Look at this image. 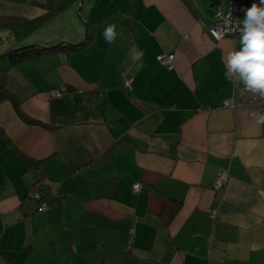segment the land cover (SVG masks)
<instances>
[{
  "label": "crops",
  "instance_id": "crops-1",
  "mask_svg": "<svg viewBox=\"0 0 264 264\" xmlns=\"http://www.w3.org/2000/svg\"><path fill=\"white\" fill-rule=\"evenodd\" d=\"M254 1L235 0L237 21ZM229 6L0 0V21L11 23L0 28V88L41 123L0 102V264H264V125L252 117L264 106L223 107L233 95L224 57L241 45L209 33ZM89 30L93 40L71 53L7 57L78 45ZM160 54L174 55L173 70ZM222 171L228 182L217 193ZM36 190L48 210L29 197ZM169 201L182 207L167 225Z\"/></svg>",
  "mask_w": 264,
  "mask_h": 264
},
{
  "label": "clouds",
  "instance_id": "clouds-1",
  "mask_svg": "<svg viewBox=\"0 0 264 264\" xmlns=\"http://www.w3.org/2000/svg\"><path fill=\"white\" fill-rule=\"evenodd\" d=\"M245 17L237 21L234 31H238V51L230 50L224 57L226 68L225 78L232 84H241L243 94H251L259 101H264V0L259 5L253 4L251 8L244 9ZM226 23H231L229 14ZM116 25L110 24L104 30L105 41L109 44L115 42ZM217 35V33H213ZM219 38V36H218ZM136 60L142 59L143 52L133 46ZM142 67L138 65V68ZM257 125H264V113H252Z\"/></svg>",
  "mask_w": 264,
  "mask_h": 264
},
{
  "label": "built area",
  "instance_id": "built-area-1",
  "mask_svg": "<svg viewBox=\"0 0 264 264\" xmlns=\"http://www.w3.org/2000/svg\"><path fill=\"white\" fill-rule=\"evenodd\" d=\"M259 4V1H254L253 4ZM229 10L226 14L222 15V13L217 14L216 21L209 27V33L212 37H214L217 40H221L227 36H233L239 41V33L238 31H234L233 29L236 28L237 24V18H236V12L237 7L235 5V0H229ZM229 14H231V23H226V20L229 18ZM213 33H217V35H214ZM157 61L165 66L169 70L174 69V55L173 54H160L157 56ZM127 87L130 88V83H126ZM241 84H233V95L229 99L225 100L223 103V107L227 109L234 110L236 108L240 107H247V106H264V101H259L257 98L253 97L251 94H243L241 92L242 89ZM67 92V88L65 86L59 87L57 89H54L52 91V95L55 98L62 97ZM228 182V175L225 171H222L220 175L217 177L213 189L220 193L224 190ZM142 190L141 183H135L133 186V192L135 194L139 193ZM29 197L33 200H36L40 204V210L46 211L49 208V205L47 202L42 201L41 193L36 190L33 192H30ZM133 247L132 243V236L129 238V240L126 243V250L130 251Z\"/></svg>",
  "mask_w": 264,
  "mask_h": 264
},
{
  "label": "trees",
  "instance_id": "trees-1",
  "mask_svg": "<svg viewBox=\"0 0 264 264\" xmlns=\"http://www.w3.org/2000/svg\"><path fill=\"white\" fill-rule=\"evenodd\" d=\"M14 25H17V22H13ZM11 23L9 22H5L3 25V22L0 21V28H2L3 26H7L10 25ZM94 34L92 33L91 30H89L87 32V36L85 39L84 43L78 44V45H70V44H59L56 46H49V47H40V46H32V47H28V48H24V49H16V50H11L10 52H8L7 57L9 58V60L12 63H17L38 55H42V54H55V53H59L61 51H64L66 53H71L74 52L76 50H79L83 47H85L86 45H88V43H90L93 40ZM8 99L10 100L15 108V111L17 112L18 116L27 124H38L41 125L40 122L29 118L28 116H26L22 110H21V104L19 103V101L14 97L13 94H11L10 92H8L7 90H5L4 86H2L0 88V102ZM0 137H5V134L3 132V130L0 128ZM20 157L25 161L26 164L30 165V164H34V160L26 157L25 155L19 154ZM36 165H38V163H36ZM41 193L42 196V201H44V194L43 191H39ZM182 207V203L179 201H169L167 202V204L165 205V207L163 208L162 212H161V217L163 218L164 222L168 225L169 223H171V221L175 218V216L178 214V212L180 211Z\"/></svg>",
  "mask_w": 264,
  "mask_h": 264
},
{
  "label": "rangeland",
  "instance_id": "rangeland-1",
  "mask_svg": "<svg viewBox=\"0 0 264 264\" xmlns=\"http://www.w3.org/2000/svg\"><path fill=\"white\" fill-rule=\"evenodd\" d=\"M77 9H79V8H77ZM78 17H79V19H81L82 20V18L80 17V15L78 14ZM1 46H2V44H1V42H0V49H1Z\"/></svg>",
  "mask_w": 264,
  "mask_h": 264
},
{
  "label": "water",
  "instance_id": "water-1",
  "mask_svg": "<svg viewBox=\"0 0 264 264\" xmlns=\"http://www.w3.org/2000/svg\"><path fill=\"white\" fill-rule=\"evenodd\" d=\"M29 47H32V46H29ZM24 48H28V47H23L22 49H24ZM21 49V48H20Z\"/></svg>",
  "mask_w": 264,
  "mask_h": 264
}]
</instances>
